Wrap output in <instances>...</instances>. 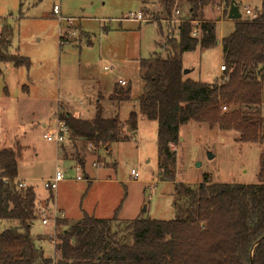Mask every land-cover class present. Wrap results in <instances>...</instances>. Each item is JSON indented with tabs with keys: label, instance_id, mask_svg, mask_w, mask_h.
<instances>
[{
	"label": "rangeland",
	"instance_id": "374dc122",
	"mask_svg": "<svg viewBox=\"0 0 264 264\" xmlns=\"http://www.w3.org/2000/svg\"><path fill=\"white\" fill-rule=\"evenodd\" d=\"M238 3L243 18L261 11L262 0ZM55 4L61 6L58 15ZM171 5L168 8L163 0H0V18L7 19L14 32L11 52H20L32 63L29 68L8 64L0 75V149L21 151L19 178L35 188L39 219L33 233L43 238L39 244L48 258L56 259L53 240L63 219L74 223L84 214L111 218L117 213L121 222L141 214L172 220L176 183L197 185L206 177L221 183H258L263 145L243 142L238 131L207 123L191 121L181 127L180 145L171 146L177 156L176 181L161 180L158 123L140 113L138 130L125 127L124 137L110 151L72 133L60 145L44 137L64 111L92 120L100 106L103 117L122 122L138 111L144 92L140 61L167 58L172 51L168 37H178L176 20L192 15L188 0ZM138 10L146 21L123 19ZM198 18L194 24L216 21L220 40L235 27L221 2L207 6ZM223 64L221 44L183 55L184 71L189 70L185 76L195 81L221 79ZM125 89L130 99L119 103L114 97ZM58 167L66 180L49 190L44 181ZM42 202L58 211L57 219L47 213V225L41 221ZM17 224L0 221V234Z\"/></svg>",
	"mask_w": 264,
	"mask_h": 264
},
{
	"label": "trees",
	"instance_id": "16d2710c",
	"mask_svg": "<svg viewBox=\"0 0 264 264\" xmlns=\"http://www.w3.org/2000/svg\"><path fill=\"white\" fill-rule=\"evenodd\" d=\"M183 1V0H180ZM238 2V0H236ZM170 8L175 0H163ZM189 18H182L178 37H168L167 58L140 61L144 92L138 111L127 121L96 117L85 120L62 112L71 133L110 151L124 136V128L138 130L139 113L158 123L161 180H175L180 129L197 121L222 130H236L243 142L263 145L258 183H221L208 177L197 184L176 183L175 218L157 220L144 214L121 222L118 215L97 218L84 214L74 223L59 221L55 261L45 256L33 225L39 219L33 186H19V149H0V221L18 224L0 234V264H264V0L254 17L234 20V30L222 40L223 76L214 82L195 81L184 74L183 55L197 47L213 48L219 39L216 21L194 22L209 5L219 2L225 15L232 0H188ZM239 4V3H238ZM171 12V11H170ZM0 75L6 65L29 68L20 52L13 54L14 32L0 18ZM119 103L130 99L122 90ZM226 106L227 110L223 107ZM81 165H83L81 163Z\"/></svg>",
	"mask_w": 264,
	"mask_h": 264
},
{
	"label": "built area",
	"instance_id": "2783aa9c",
	"mask_svg": "<svg viewBox=\"0 0 264 264\" xmlns=\"http://www.w3.org/2000/svg\"><path fill=\"white\" fill-rule=\"evenodd\" d=\"M53 12H54V14H57V15L60 14L61 13V6L59 4H55L54 8H53ZM246 12L248 14H250L251 10L247 9ZM178 13H179V11H178ZM254 16H256V14ZM123 19L124 20L129 19L131 21H136V22L146 21L145 15H144L142 10L131 11V12H129V14L126 15V18H123ZM65 20L69 21L70 19L65 18ZM176 21L179 23V22H181V19H178ZM199 34H200L199 22H196L194 25L193 31H192V35L198 36ZM221 69L225 70V66L222 65ZM120 82L122 84H125L124 81H120ZM223 108L225 110H227L226 106H224ZM70 133H71L70 127L64 121H61L58 119L56 127L48 129L45 132L44 137L47 139V141L55 142L58 145H60V144H63L67 141ZM132 174L134 175L135 178H137L139 176L138 172L135 170H132ZM65 180H66L65 172L58 167L56 169L54 176H52V177H50L44 181L45 182L44 186H45V188H47L49 190H55L58 188L59 184ZM76 180H83V178L81 176H77ZM19 186L23 187V188L27 187V183L24 180L19 179ZM40 210H41L40 213L43 216V218L41 219L43 225L49 224L50 219L48 217H45L48 212H53L55 219L58 218L57 209L53 210V209L46 208V205L44 202H42V206L40 207ZM55 240H56V238L53 241H55ZM55 245H56V241H55ZM51 259H53L55 261L54 257H52Z\"/></svg>",
	"mask_w": 264,
	"mask_h": 264
},
{
	"label": "water",
	"instance_id": "95a60500",
	"mask_svg": "<svg viewBox=\"0 0 264 264\" xmlns=\"http://www.w3.org/2000/svg\"><path fill=\"white\" fill-rule=\"evenodd\" d=\"M243 17V14L240 10L239 4L236 0H232L231 6L228 12V19L230 20H236ZM220 44V39L217 40V45ZM189 70H185L184 74H187Z\"/></svg>",
	"mask_w": 264,
	"mask_h": 264
},
{
	"label": "crops",
	"instance_id": "0c3cea01",
	"mask_svg": "<svg viewBox=\"0 0 264 264\" xmlns=\"http://www.w3.org/2000/svg\"><path fill=\"white\" fill-rule=\"evenodd\" d=\"M160 1V0H159ZM143 8H145V7H143ZM229 35V34H228ZM227 36V35H226ZM225 36H223V37H221V40H222V38H224ZM20 179V178H19Z\"/></svg>",
	"mask_w": 264,
	"mask_h": 264
}]
</instances>
